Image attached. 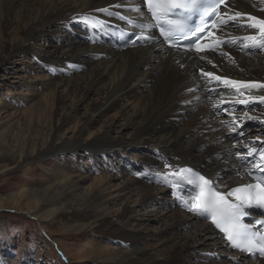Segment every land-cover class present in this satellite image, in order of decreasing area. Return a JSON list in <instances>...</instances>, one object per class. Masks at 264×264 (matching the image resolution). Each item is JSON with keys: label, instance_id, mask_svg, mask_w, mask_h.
Instances as JSON below:
<instances>
[{"label": "bare ground", "instance_id": "bare-ground-1", "mask_svg": "<svg viewBox=\"0 0 264 264\" xmlns=\"http://www.w3.org/2000/svg\"><path fill=\"white\" fill-rule=\"evenodd\" d=\"M116 4L124 6L113 7ZM229 4L264 19L260 10L264 5L259 0H229ZM143 6L142 0H0V54L8 58L32 52L53 75L38 86L47 95L22 113L37 120V135L28 141L35 154L7 156L8 167L80 149L91 159V153L102 157L113 153L111 158L119 162L127 149L134 150L131 155L137 160L125 156L130 172L126 170L124 177L106 172L92 177L89 171L63 174L62 196L70 198L66 218L97 217L90 235H111L125 245V249L104 247L108 258L101 264H264V260L252 261L228 249L210 225L183 205L193 195L184 179L167 176L190 168L223 191L244 182L245 167L236 153L246 154L245 145L256 147L264 141V102L238 101L264 95V89H242L246 95L237 96L235 89L200 73L264 83V51L253 52L249 59L244 53L251 48L242 46L243 37L257 35V30L239 27L243 20L230 22L216 34L239 45L209 54H183L158 42L125 50L114 47L118 29L134 28L129 18L135 20V26L146 22ZM132 7H141L143 12L131 11ZM105 8L126 19L100 11ZM227 11L224 7L223 12ZM92 17L95 20L90 22L87 18ZM45 36L54 40L52 50L38 45ZM225 52L227 55L222 54ZM7 60L2 59L0 65H8ZM222 100L226 103H220ZM222 105L225 113L220 112ZM82 106L84 112L78 119ZM245 112L252 119L244 117ZM5 114L0 113V120ZM234 119L243 126L244 136L232 135ZM67 124L71 137L60 141L58 135ZM138 150L144 154L139 155ZM114 179L120 181L113 183ZM173 182L179 183L178 189L171 187ZM76 188L81 190L80 202L73 196ZM165 192L171 200L165 199ZM149 202L165 211L166 221L155 233L147 231L145 216L134 214L136 207ZM197 241L211 257L195 246ZM90 252L94 256L100 253Z\"/></svg>", "mask_w": 264, "mask_h": 264}, {"label": "rangeland", "instance_id": "rangeland-1", "mask_svg": "<svg viewBox=\"0 0 264 264\" xmlns=\"http://www.w3.org/2000/svg\"><path fill=\"white\" fill-rule=\"evenodd\" d=\"M50 39L51 37L45 36L39 40L38 45L52 50L55 42ZM24 55L6 58L5 53L0 54V61L8 59V65H0V113H6V118L0 120V264H101L108 258L104 247L108 245L112 249H125V245L113 239L111 235H90L91 228L98 224L97 217H82L76 220L66 218L65 212L70 198L62 196L63 174L89 171L93 172L92 177L99 176L100 172L124 177L126 170L130 172L125 156L130 158L129 161L137 160L131 155L134 150L127 149L124 156L118 154L124 158L119 160L120 163L111 158L113 153L106 154L105 157L91 153V159L80 149L74 154L67 153L58 158L32 163L22 162L14 169H11L12 166L8 167L7 156L12 157L14 154L24 157L23 154L29 156L35 154L28 148L30 145L28 141H33L37 135L36 131L39 129L36 126L37 120L36 117L25 118L22 113L47 95L48 91L38 86L45 82L47 77H53L50 67L44 65V62L37 61L32 52ZM251 57L249 56V59ZM57 74H60L59 71ZM83 112L84 107L80 110L78 119ZM28 124L35 126V129L31 131ZM70 126L67 124L60 131L58 135L60 141H67L71 137ZM128 132L127 129L126 133ZM47 136L49 133L44 135L45 138ZM127 137L128 134L124 136ZM138 153L144 154L143 150H138ZM112 181L118 183L120 180ZM87 185L88 183L84 184L82 188ZM76 189L75 191L73 189V196L80 202L81 190ZM165 199L171 200L169 193L165 192ZM132 205L129 203V206ZM163 212L165 211L162 206H156L152 202L134 209L136 216H145L148 219L147 231L154 233L166 221ZM80 226H90L91 231L83 230ZM195 246L210 256L205 245L197 241ZM90 250L93 253L97 251L100 253L94 256Z\"/></svg>", "mask_w": 264, "mask_h": 264}, {"label": "snow or ice", "instance_id": "snow-or-ice-1", "mask_svg": "<svg viewBox=\"0 0 264 264\" xmlns=\"http://www.w3.org/2000/svg\"><path fill=\"white\" fill-rule=\"evenodd\" d=\"M142 2L147 6L151 19L156 22L155 27L159 28L161 36L168 41L169 47H179L178 44L173 42L174 39L177 38V34H179L184 39L191 41L186 47V50L194 49L197 53L209 50L214 51L226 43L221 37L217 36L216 33L218 31H223V28L228 27L230 22L243 20L244 23L239 24V27L257 30V35H246L243 37L245 41L242 45L243 48L264 51V19L236 10L229 4V0H142ZM259 4L264 5V0H259ZM123 6V4L113 5V7L116 8ZM222 7H227L228 11L222 12ZM130 10L137 13L143 12V8L141 7H132ZM178 10H186L189 12L195 10L199 12L201 25H190V16L183 19L173 18L177 17ZM260 10L264 11V7ZM100 11L108 15L120 16L119 13L109 12L107 8L100 9ZM213 16L215 19H211V22L205 19V17L211 18ZM120 18L126 19L123 16H120ZM87 19L90 22L95 20L94 17ZM141 19H143V17H141ZM128 22L134 24L135 20L129 18ZM93 26H95V24H93ZM140 27L141 34L136 35L135 39L129 40V43L133 46H135L137 42L150 41L153 38L149 30L151 27L150 25H141ZM231 43L235 44L236 41L233 39ZM222 54L227 55L226 52ZM200 74L207 77L210 81H218L221 84L235 89L237 96L246 95L242 89H264V83L231 80L203 70ZM251 99H259L264 102V95L259 97L249 96L238 102L246 104ZM220 103H226V101L222 100ZM213 107L216 108L218 105L214 104ZM244 117L252 119L247 112L244 113ZM232 124L233 133L244 136L243 126L238 125L235 119L232 121ZM237 128L240 130L237 131ZM261 144L264 145V141H261ZM245 146L248 147L247 153L237 152L236 156L238 159H246L258 155L259 160L264 161V146L260 148ZM233 147H237V145H233ZM165 167H170V165L165 164ZM253 167L264 172V165L260 163L254 164ZM193 174L191 169L181 168L179 171L167 173V176L186 179L188 184H193V180L189 178ZM195 175L196 181L198 182L196 184L198 191H196L195 195H191L182 201L188 211L210 218L211 223L224 234V239L229 241L233 248L239 249L241 252L248 253L249 255L264 257V232L256 228V225H260L261 228H264V221L256 220L255 223H253L249 220L245 222V217L249 215L247 209L254 206L264 207V177H257V182L255 184L249 183L237 187L232 191H228L225 194L221 193L209 179L199 174ZM249 175H251V173H249ZM171 187L173 189H178L179 183L173 182Z\"/></svg>", "mask_w": 264, "mask_h": 264}]
</instances>
